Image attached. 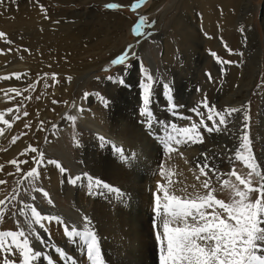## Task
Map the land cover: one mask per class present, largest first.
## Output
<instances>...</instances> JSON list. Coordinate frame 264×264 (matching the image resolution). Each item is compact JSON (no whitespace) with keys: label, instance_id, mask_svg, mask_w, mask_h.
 <instances>
[{"label":"rangeland","instance_id":"1","mask_svg":"<svg viewBox=\"0 0 264 264\" xmlns=\"http://www.w3.org/2000/svg\"><path fill=\"white\" fill-rule=\"evenodd\" d=\"M133 2L135 0H39L38 3L37 0H17L12 4L11 0H5L0 5V32L6 34L0 38V51L4 53L0 54V77H12L10 80L0 79V113L10 121V126L0 122V181L6 182L0 184V199L6 200V204L0 207L7 209L0 220V231L18 230L23 225V217L18 213L13 215V212L22 201L28 203V197H36V192L24 176L32 167V157L37 154L21 156L18 153L12 156L8 155L10 150L18 145L23 144L21 147L26 148L31 144L44 153L45 166L38 168L40 176L34 184L49 194L48 198L54 205L47 203L48 198L44 201L36 198L35 202L52 210L66 212L74 207L70 199L73 186L66 182V177L54 165H47V160L54 159L61 163L70 176L80 175V172L98 176L95 175L96 170L102 169V163L110 154L99 157L98 152V160L92 166L87 164L91 169L88 170L82 163V144L94 138L97 145L91 142L88 146L89 143L85 142L89 150L99 146L101 150L110 151L105 148L107 142L104 144L108 139L105 130L118 118L126 120L124 123L134 122L133 127L145 131L148 139V130L154 120L164 122H156V127L166 133L161 135L162 140L154 144L160 152L148 179L149 189H143L146 184L141 182L144 168L149 164L147 161L133 171L128 182L132 188L119 195L122 202L129 204L130 212L136 211L138 196L144 192L151 197L150 206H147L152 208V193L157 192L158 182L176 195L184 194L181 189L195 195L207 191L200 185L205 179H210L216 198L229 202L232 192L221 189V184L225 179L233 184H238V181L227 173L233 168L241 175L248 171L242 162L229 160L230 154L234 157L233 147L229 144V137L234 138V127L230 125L226 133L214 132L211 135L200 129L203 142L195 143L198 144L195 147L201 149V154H209L211 164L216 165L219 173H222L217 180L211 173L201 175L196 167L198 158L203 161L202 155H198L201 157L191 167L187 163L189 156L183 144H174L175 151L171 153L164 149L162 141L171 132L166 131L170 124L165 108L176 105L174 114H180L175 122L177 127L199 123L200 117L192 111L194 108L203 112L206 123L210 125L201 101L207 98L210 107L215 105L217 110H223L226 105L214 104L218 90L225 91L224 97L232 93L227 92L235 83L234 72L248 64L255 52L259 54L262 67L243 105L248 106L253 154L258 165L264 162V157H259L264 145V0L251 1V13L239 26L232 24L235 23L234 10L240 0H143L135 11H131L130 4ZM106 3H118L122 7L109 10L104 7ZM40 5L45 11H41ZM141 15L147 18V23L155 22L151 28L144 29L150 32V36L136 37L131 31ZM129 44L133 45L136 57L130 55L124 65H111V59L121 54ZM213 52L216 53L215 57ZM217 58L230 63H219ZM143 68L155 81L149 105L153 113L152 123L148 125L141 124L144 120L140 114L143 106L140 87L144 80ZM13 74H19L21 79L17 80ZM136 74L137 79L134 80ZM86 75L88 77L83 79ZM109 76L113 79H108ZM164 84L169 85L170 91L165 90ZM29 85L34 87L29 88ZM13 87L19 90V96L7 91ZM85 93H88L86 97ZM104 100L108 102L107 106ZM8 109L13 111L9 112ZM65 114L75 115V123L66 120ZM237 116L242 118V114ZM25 125L30 127L26 128ZM53 125L56 127L53 128ZM13 136L18 138L15 143L12 142ZM74 136L79 146L74 144ZM99 137H104V141H100ZM115 144L118 145V142ZM87 153L86 150L84 154ZM147 158L145 155L144 161ZM13 159L18 162L27 160L29 163L20 164L21 171L17 172L16 165L9 163ZM54 171L56 176H51ZM86 191L90 192V189L86 187ZM13 193L17 194V199L9 201ZM38 193L42 195V192ZM157 194L163 196L162 192ZM44 223L49 225L46 221Z\"/></svg>","mask_w":264,"mask_h":264},{"label":"snow or ice","instance_id":"2","mask_svg":"<svg viewBox=\"0 0 264 264\" xmlns=\"http://www.w3.org/2000/svg\"><path fill=\"white\" fill-rule=\"evenodd\" d=\"M5 0H0V5H3ZM39 0H37V3ZM12 4L17 3V0H11ZM143 0H135L130 4V10L135 11ZM106 9L114 10L122 7L118 3H106ZM41 11H45L43 5H40ZM47 18V17H45ZM154 21L147 23V18L143 15L139 16L131 31L134 36H150V32L144 31L145 27L151 28ZM244 29H241L243 31ZM5 33L0 32V38H4ZM6 43H12L6 41ZM139 44V39L137 40ZM11 51V49H9ZM25 51H28L25 49ZM0 54H4L0 51ZM136 57V52L133 51V45L129 44L125 50L111 59V65H124L129 60V56ZM215 57L216 53H212ZM219 63H230L229 61H221ZM108 69H104L107 71ZM144 80L141 82L142 103L140 114L147 117V123L151 124V112L149 105L151 101L152 88L154 84L153 76L146 68L142 69ZM17 80L21 79L19 74H13ZM11 76H3L0 79L10 80ZM55 80V74H53ZM70 79V78H68ZM108 79H113L109 76ZM209 79L211 75L209 74ZM146 81V82H145ZM123 81H120L122 83ZM34 87L29 85V88ZM166 91H170L169 85L164 84ZM27 90V89H26ZM8 92L15 93L17 96L20 92L17 88H9ZM85 97L88 93L84 94ZM107 106V101H103ZM53 103H57L53 101ZM201 106L207 111V121L204 119L203 112L197 108L192 109L198 117L199 123H192L189 127H177L175 124H170L171 132L163 139V147L169 153L175 151L173 144L181 145L191 143H202L203 135L200 129H203L209 135L212 133H226L229 126L237 129V144L232 149L234 157L230 154V162H242L245 168L248 169L244 175L238 174L235 168L227 173L230 177H235L238 184H233L225 179L221 184V189H229L232 192V197L229 202L223 199L216 198L214 195L215 189L211 187V180L205 179L200 187L207 190L203 194L187 193L181 189L183 195H176L171 192L165 185L157 183V192H153V207H152V227L154 239L158 248V264H264V174L258 165L253 154L252 144L249 133L250 116L248 106L241 105L240 107H225L223 110H217L215 105L209 106L207 98L201 101ZM173 108L176 105H172ZM81 111L83 109H80ZM12 112L13 109H8ZM18 111V109H17ZM237 114H242V118ZM27 116V113H24ZM19 119V117H15ZM66 120L75 123L77 117L75 115L65 114ZM238 121V122H237ZM0 122L10 126V121L4 118L3 113H0ZM158 123H164L158 121ZM30 127V125H25ZM56 126L53 125V128ZM18 138L13 136L12 142L15 143ZM74 144L79 146L76 137H73ZM100 141H104V137H99ZM117 152L122 161L129 162V156L124 153L122 148L112 146ZM34 153L32 157V166L26 173L25 179L35 192H42L45 198L49 194L42 188L35 187L34 182L39 179L40 173L38 168L45 166L44 153L39 151L37 147L29 144L21 155ZM203 161L199 158L196 162V167L199 168L201 175L207 176L211 173L220 179L222 173H219L216 165L211 164V159L206 154L202 153ZM10 164L16 165V171L20 172V164H27L29 161H17L13 159ZM47 165H54L62 176L66 177V182L69 185L76 186L78 182L87 181L89 189L103 190L106 189L110 193L120 195V191L100 181L94 179L87 172L81 175H67V169L54 159H48ZM161 175L164 173L161 166ZM199 180V176L197 177ZM6 183L0 181V184ZM20 183V181H17ZM256 184L257 186H254ZM240 186H243L242 188ZM195 188V186H193ZM162 192L163 196L158 195ZM89 194H92L90 191ZM96 194L103 195L102 191H97ZM17 194L13 193L8 200L15 201ZM32 200L36 197L32 196ZM47 203L52 205L53 201L48 198ZM6 200L0 199V206H4ZM7 209L0 207V220L4 218V213ZM23 217V225L18 230L0 231V261L2 264H35L36 261H43L44 264H54L55 259L60 261H68V264H76L74 258L67 251L58 246L53 245L52 251L55 257L45 251L47 242L44 234L49 232L48 227L44 223L49 224L55 221L59 225H63V234L69 241H78L85 250L87 264H106L101 246L99 243L98 234L91 227L90 219L85 215L83 217L82 230H78L75 225L69 226L65 224L59 216L50 214H42L37 206L31 203L21 202L18 209H15L13 215ZM38 226V227H37ZM35 241V243H33ZM41 247L37 249L36 244Z\"/></svg>","mask_w":264,"mask_h":264},{"label":"bare ground","instance_id":"3","mask_svg":"<svg viewBox=\"0 0 264 264\" xmlns=\"http://www.w3.org/2000/svg\"><path fill=\"white\" fill-rule=\"evenodd\" d=\"M251 1L252 0H240L238 5L236 4L237 6L234 10L233 18L235 23H233L232 26L234 24L235 26H239L245 19V17L251 13L249 12V10L252 9L250 5ZM185 28L187 29V26ZM179 30L187 34L185 30ZM184 41L189 40L187 38H184ZM257 47L259 50L258 44ZM248 62L249 63L243 65L240 70L234 72L233 81H235V83L230 86V90L229 92H227L232 93L227 97H224L223 95L225 94V91L218 90L216 99L214 100V104L226 105L228 107H240L246 102V100L250 96L252 88L257 82L262 67L261 61L259 62V54H256V52L252 58L250 57V60ZM87 77L88 76L86 75L83 79H86ZM133 79H137V74L133 77ZM167 102L169 103V101ZM176 109L177 108H172V105H170V108H165V110L168 111L167 116H169V124H175V122H177V120H179L180 118V114H174V111ZM124 116L126 117V115ZM147 119V117L143 116L144 121H142L141 124L148 125V123L146 122ZM124 121L126 120H124L123 118H118L111 122L108 128L106 127L105 134L108 136V139H106L107 141H105L104 144L107 142V147L105 148L110 149V151L104 149L101 150L99 149V146H95L93 150H89V145H91L92 143L97 145L98 142L94 138L93 140L90 139V142L85 140V142H88L89 144L88 146L85 142H83L84 144H82V152H80L84 160V162L82 163H84V166L88 168L87 164L92 166V163L98 160L96 156L98 152L100 154L99 157L104 156L103 154H110V157L107 158L106 162L104 164L102 163V169L98 171L95 169L97 173H95V175H98L99 177L94 175H92V177L94 179H99L100 181L107 183L115 189H118L120 193H127L132 188V184H128V182H130L133 171L136 169V167L141 168L148 161L149 164L144 168V177H142L141 182L146 184V187L143 186V189H149L147 183L150 182V180L148 179H150L151 170H154V163L158 162L157 156L158 152H160L158 146L157 148H155L154 144L157 140H162L164 134L166 133H164V131L162 132L160 130H157L158 126L156 127V125L158 124V122L154 120L155 122L153 121L151 129L148 130V134L150 135L149 140L147 138L148 135L147 133H145V131L142 132L140 128H138L137 130V127H133L134 122L124 123ZM167 130L170 131L171 128L168 127L166 131ZM232 134L234 138L229 137V144L234 148L237 144V129L235 127L232 129ZM151 140H153V144L151 143ZM117 142L118 145L115 144ZM113 145L124 150V153L129 156V162L122 161L120 155L115 152L114 148L112 147ZM195 145L198 144L191 142L183 144V148L187 149V154L189 156V161L187 163H189V166L191 167L195 166V160L198 157H201L198 155H202L199 146L195 147ZM21 146L18 145V147H14L9 151L8 155L13 156L14 154H20L27 148ZM86 150L88 152V155H85ZM132 153H134V155ZM5 155H7V153L4 154V156ZM145 155L148 157L146 161H144ZM259 157H264V145ZM138 158L140 159V165L138 164ZM6 159H8V157ZM96 164L98 163L96 162ZM262 164L260 163L259 166L261 168V172L264 174V166ZM32 166L34 165L32 164ZM191 167H189L188 171ZM88 170L91 169L88 168ZM166 171L167 170H165V172ZM83 173L84 172H80V175ZM51 176H56V171L51 173ZM86 187H88L86 180L78 182L76 186H73V189L70 192V199L73 201L74 207L68 209L66 212L64 210L62 211L61 209H57L58 211H56L50 208H46L44 205H40L37 201L35 202V200H32L31 197H28V203L37 206L38 209H42V214H50L53 216L61 217L65 224L69 226L75 225L78 227V230H82L83 223L81 221H83V217L86 215L91 221V227L98 234L102 255L106 264H158L157 245L154 239V230L153 228H151L153 213H151L152 208H148L147 206L148 204L150 206L151 197L146 195L145 192V194L141 193L138 196L139 202L135 205L137 206V209L135 212L133 211V213L132 211L130 212V210H128V207L130 208V206H128L129 204H127V202H122L120 196L116 193H110L106 189H90L92 194H89L90 192L86 191ZM96 191H102L103 195H95ZM36 198L40 201L45 200L43 194L40 195V193L38 192H36ZM53 205L54 204H52V206ZM151 206L153 207V204ZM47 227L49 229V232L47 234H44V238L47 242V246L44 249L45 251L49 252L55 257V253L52 251V247L53 245H58L64 248L67 253L74 258L76 264H87L83 246L79 244L78 241H69L64 236L63 225H59L55 221H53ZM33 243H35V241H33ZM36 247L37 249H39L41 246L37 243ZM35 264H44V262L36 261ZM54 264H68V261H60L57 258L54 260Z\"/></svg>","mask_w":264,"mask_h":264}]
</instances>
